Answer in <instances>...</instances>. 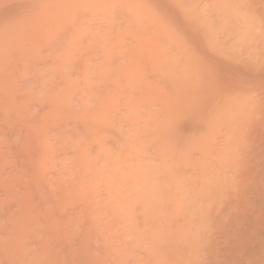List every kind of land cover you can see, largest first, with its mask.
Listing matches in <instances>:
<instances>
[{"label":"bare ground","instance_id":"bare-ground-1","mask_svg":"<svg viewBox=\"0 0 264 264\" xmlns=\"http://www.w3.org/2000/svg\"><path fill=\"white\" fill-rule=\"evenodd\" d=\"M0 264H264V0H0Z\"/></svg>","mask_w":264,"mask_h":264}]
</instances>
